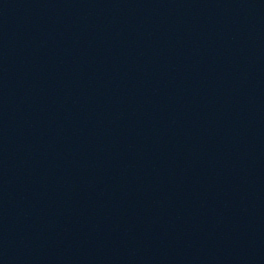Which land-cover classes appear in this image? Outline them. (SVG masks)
Listing matches in <instances>:
<instances>
[{
	"label": "water",
	"instance_id": "obj_1",
	"mask_svg": "<svg viewBox=\"0 0 264 264\" xmlns=\"http://www.w3.org/2000/svg\"><path fill=\"white\" fill-rule=\"evenodd\" d=\"M0 264H264V0H0Z\"/></svg>",
	"mask_w": 264,
	"mask_h": 264
}]
</instances>
